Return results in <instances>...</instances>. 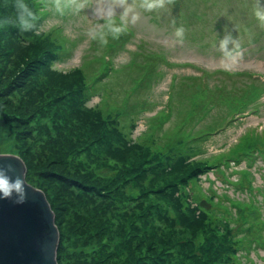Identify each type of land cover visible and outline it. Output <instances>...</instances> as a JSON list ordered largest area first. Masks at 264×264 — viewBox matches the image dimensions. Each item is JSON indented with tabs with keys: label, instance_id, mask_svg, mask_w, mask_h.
Wrapping results in <instances>:
<instances>
[{
	"label": "rangeland",
	"instance_id": "374dc122",
	"mask_svg": "<svg viewBox=\"0 0 264 264\" xmlns=\"http://www.w3.org/2000/svg\"><path fill=\"white\" fill-rule=\"evenodd\" d=\"M6 1L10 6L12 0ZM26 2L31 5V0ZM54 2L55 0H47V4ZM63 2L67 5L82 4L83 7L79 12L67 10L63 15L51 7H46L47 14L40 16V23L35 29L50 30L53 34H59L61 41L65 43L64 47H58L60 59L50 64V70L55 71L53 74L58 77L63 74L64 77L72 75L75 78L82 70L86 75L87 99L82 103L74 102L77 97L76 90L66 89L65 94L70 104L73 103L84 110H101L104 123L111 116L115 117L131 143H143L150 146L154 152L162 151V148L166 150L165 146L159 147L154 142L160 141L158 137L174 134L180 122L179 118H183L181 122H185L188 110L193 111V103L197 102L201 110L204 109L203 103L210 100L211 90L219 77H222L220 73H216L219 69L245 71L248 75L240 76L241 79L261 81L258 82L260 86L249 81L245 88L247 94L244 91L241 98L232 97L222 101L207 119H188V128L185 130L192 132L191 134L203 132V124L211 123L216 116L219 121L216 122L218 126L214 125L216 129L213 134L204 137L192 146L190 151L187 149L188 162L195 160L197 166L195 165L191 172L189 168L185 170L186 184L180 186V190L185 204L188 203L191 209L198 206L206 211L214 224L222 225L229 219V212L233 211L235 228L244 234L242 239L246 242L244 249L240 251V261L245 264H264V26L253 15L257 0H162L163 6L153 10L142 7L145 0ZM122 6H132L139 14V19L130 24V30L119 37L121 43L116 44L119 39H109L106 45H101L92 39L89 31L104 22L102 17L106 13L110 14L115 10L119 16ZM5 26L6 29H11L7 33L12 38L13 25ZM180 27L184 29L182 38L176 36V30ZM18 31L25 37L26 34L36 33L34 30L27 33L19 29ZM225 37H229V42L222 46L221 42ZM2 45L3 51L6 52L8 49L5 46L8 44L4 42ZM28 46L26 41L21 42L17 52L25 56L31 52ZM144 53L147 54V59ZM0 61H3V58L0 57ZM201 69L210 73L207 78L209 89L197 91L191 104L185 105L183 94L186 89H190L188 94L195 92L193 86L197 84H193L199 80L191 78L201 75ZM150 71H153L152 74L146 75V72ZM11 77L10 75L9 78ZM234 81H238L236 76L229 78L224 75L221 82L230 85ZM136 84L139 92L134 94V98L138 102L131 104L133 101L125 98H129L127 96L135 89ZM227 84L225 86H228ZM237 84L240 85L241 82L238 81ZM169 87L175 88L172 100H168ZM3 98H0V103H3ZM140 103L148 104L141 112ZM177 109H182L181 116L177 114ZM0 110L3 113L6 110L11 111V108L8 105H0ZM231 118L233 121L226 123ZM0 123L8 135H0V152L17 154L14 133L21 128L12 125L13 123L9 125L11 122L5 123L1 115ZM154 128L158 129L155 131ZM183 141L181 147L185 150V134ZM18 145L23 147L21 140ZM200 162L209 166L203 174L195 171L198 166L205 167V164H199ZM179 163L159 167L152 161H144L140 166V180L142 184L147 183L143 179L153 180L155 184L164 176L170 177L175 168L179 170L175 175L176 180H181L184 169L178 166ZM36 166L33 165L35 169L32 173L39 170L40 167ZM107 171L109 175L115 173L110 167ZM134 180L139 179L135 176ZM203 199L210 204L208 209L199 205ZM194 214L198 217V209ZM197 219L195 223L198 226ZM71 221L72 218L67 217L61 223L64 234L69 232V240L64 241L62 246V232L55 222L59 233L58 249H62L60 256L63 264L68 261V255H71L68 252L78 249L73 247L75 237L70 233ZM198 237L201 241L204 240V233H201L200 229ZM107 242L104 240L103 243L108 246ZM235 256L238 257V254L235 253L234 258Z\"/></svg>",
	"mask_w": 264,
	"mask_h": 264
},
{
	"label": "trees",
	"instance_id": "16d2710c",
	"mask_svg": "<svg viewBox=\"0 0 264 264\" xmlns=\"http://www.w3.org/2000/svg\"><path fill=\"white\" fill-rule=\"evenodd\" d=\"M14 2L12 0L9 6L8 1L0 0V20L14 15ZM30 3L39 9L40 16H46L47 9L43 5L47 0H31ZM5 25L0 23V57L3 58L0 61V98L4 97L0 105L10 106L11 111L2 113L0 110V115L5 123L11 122L9 125L13 123L21 128L14 133L16 152L26 164L27 182L45 192L55 212V222L62 232L61 246L69 240V232L64 234L61 223L67 217L73 220L70 233L75 237L73 247L78 249L67 251L71 255L64 264H245L240 261V251L246 242L242 239L244 234L235 228L234 212H229V219L222 225L214 224L206 211L198 206L192 207L193 210L185 204L180 186L186 184L185 170L189 168L191 172L197 166L195 160L188 162L187 149L190 151L204 137L213 134L214 125L218 126L216 122L219 121L216 116L211 123L203 124V132L191 134L186 131L188 119H207L222 101L241 98L249 81L260 86L259 79H241L240 76L247 74L245 71L217 70L222 77L211 90L210 100L203 103L204 109L201 110L197 102L193 103L194 109L188 110L185 122L179 118L175 133L158 137L160 141L154 142L167 149L154 152L143 143H131L115 117L110 115L105 124L101 110H84L70 104L66 89L76 90L74 102L82 103L87 99V82L82 70L76 78L63 74L58 77L50 70V64L60 59L58 47L65 45L61 35L50 30H34L36 33L25 37L13 26L11 38L7 33L11 29H6ZM25 41L31 52L22 56L17 47ZM4 42L8 44L6 52L3 51ZM120 43L119 39L116 44ZM144 57L147 59V54L144 53ZM152 72H146V75ZM200 72L201 75L191 78L199 80L193 84H197L193 86L195 92L188 94L190 89H186L183 94L185 105L191 104L197 91L209 89L207 78L210 73L202 69ZM224 75L236 76L241 84L238 85V81L230 85L221 82ZM134 87L127 96L129 98H125L133 101L131 104L138 102L134 97L139 87L137 84ZM174 94L175 88L169 87L168 100L174 99ZM139 106L141 112L148 104L140 103ZM181 111L176 110L178 115ZM184 134L185 150L181 147ZM19 140L23 143L21 148ZM148 160L159 167L180 162L178 166L184 169V176L176 180L179 170L175 168L170 177L164 176L155 184L153 180L143 179L147 183L142 184L140 166ZM33 165L40 167L37 172H31L35 169ZM108 167L115 173L109 175ZM202 167L198 166L195 171L205 173L209 166ZM135 176L139 180H134ZM197 209L198 217L194 214ZM199 229L204 233L203 241L198 237ZM104 240L108 241V246ZM61 250H57L59 264H63ZM235 253L238 257L234 258Z\"/></svg>",
	"mask_w": 264,
	"mask_h": 264
},
{
	"label": "water",
	"instance_id": "95a60500",
	"mask_svg": "<svg viewBox=\"0 0 264 264\" xmlns=\"http://www.w3.org/2000/svg\"><path fill=\"white\" fill-rule=\"evenodd\" d=\"M8 164L13 165L15 174L25 178L26 166L20 156H0V167ZM26 189L28 197L23 204L0 199V264H59L54 212L41 189L29 182ZM199 205L210 207L204 199Z\"/></svg>",
	"mask_w": 264,
	"mask_h": 264
},
{
	"label": "clouds",
	"instance_id": "9594fccd",
	"mask_svg": "<svg viewBox=\"0 0 264 264\" xmlns=\"http://www.w3.org/2000/svg\"><path fill=\"white\" fill-rule=\"evenodd\" d=\"M44 7H51L60 15L65 14L67 10L79 12L83 5L74 3L67 5L63 0H55L54 3L45 4ZM162 0H145L142 7L146 10H153L162 7ZM13 7L15 13L11 18L0 20L3 24H12L21 32L27 33L37 28V21L40 19L38 8H34L25 0H15ZM253 15L256 20L264 26V0H257L256 6L253 8ZM103 23L97 28L89 31L92 39L97 40L101 45H106L109 39H119V37L128 30L130 24H134L139 19V14L134 11L132 6H122V11L117 16V12L113 10L110 14L106 13L102 17ZM184 29L177 28L176 36L183 37ZM229 42V37L222 40V46H226ZM6 153L0 152V156ZM19 159V157H17ZM16 170L12 164L6 167H0V199H12L16 204L26 202L28 193L26 189L27 182L24 177L15 174Z\"/></svg>",
	"mask_w": 264,
	"mask_h": 264
},
{
	"label": "bare ground",
	"instance_id": "6f19581e",
	"mask_svg": "<svg viewBox=\"0 0 264 264\" xmlns=\"http://www.w3.org/2000/svg\"><path fill=\"white\" fill-rule=\"evenodd\" d=\"M0 135H3L4 137L8 136L5 132H4V128L2 126V123H0Z\"/></svg>",
	"mask_w": 264,
	"mask_h": 264
}]
</instances>
